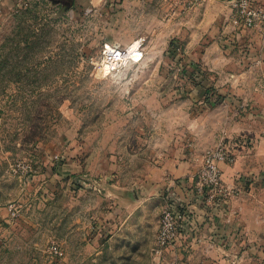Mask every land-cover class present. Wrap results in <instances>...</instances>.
Here are the masks:
<instances>
[{
	"label": "rangeland",
	"instance_id": "1",
	"mask_svg": "<svg viewBox=\"0 0 264 264\" xmlns=\"http://www.w3.org/2000/svg\"><path fill=\"white\" fill-rule=\"evenodd\" d=\"M227 1L0 0V207L18 213L0 264H264L260 241L251 243L256 253L235 255L212 239L202 253L176 252L179 239L159 249L155 221L159 228L162 208L178 203L162 197L158 216L152 211L138 232L121 231L115 213L100 244L87 248L92 211L99 219L108 211L106 186L154 181L170 158L198 170L221 140L252 139L245 131L213 135L214 109L226 98L215 86L239 71L218 27ZM138 42L137 65L96 72L104 45ZM232 84L239 89L241 80ZM231 97L235 118L254 122L250 97ZM52 244L60 259L48 253Z\"/></svg>",
	"mask_w": 264,
	"mask_h": 264
},
{
	"label": "crops",
	"instance_id": "2",
	"mask_svg": "<svg viewBox=\"0 0 264 264\" xmlns=\"http://www.w3.org/2000/svg\"><path fill=\"white\" fill-rule=\"evenodd\" d=\"M228 16L229 10L227 9L223 22L218 27L222 34L228 35L232 47L235 48L232 51V57L228 58L236 63L239 71L236 75L228 74L226 70L220 71V73L228 74L224 79L230 84L222 86L220 83L219 86L218 84L215 86L217 92L225 95L226 98L221 99L222 103L219 102L220 105L214 109L213 125L217 129L213 135L215 137L218 132L232 135L245 131L252 138L250 139L252 147L236 151L233 163L220 166L223 181L241 188L240 197L231 202L229 209L216 207L213 211L207 210L208 212L205 213L206 209L188 191L192 177L196 174L197 165L170 158L167 160L165 170L163 168L155 173L157 176L154 181L151 179L144 184L134 182L132 186H123L118 183L117 186L103 188L106 197L105 207L108 211L103 219H99L94 210L92 211V219L96 222L90 229L92 245L89 244L88 249L93 250L96 243L100 244L102 236L107 233L108 228L114 222L113 214L115 213L120 218L119 224L123 223L120 225L121 228L119 227L121 231L138 232L147 223V216L151 218L152 211L158 216V208L162 204L161 197L166 198L165 200L169 198V200L177 201L178 206L184 207L188 213L186 226L174 246L176 252L202 253L207 249V240L211 239L219 244V251L224 255H235L246 248L245 253L247 251L256 253L258 250H255L251 243L255 241H260V244L264 243V30L253 29L233 39L230 34L231 27L228 25ZM221 40L219 38L216 44L221 52L218 62L227 59L223 55L224 42ZM225 45L228 46L226 43ZM236 77L241 80L239 89L232 84V80ZM245 80H249L247 86L243 83ZM207 82L206 79L204 84ZM237 93L250 97L251 105L259 110L254 122L244 124L243 119L235 118L237 116L236 104L231 96ZM240 176L247 177L249 180L233 184L232 182ZM160 181L162 183L157 184ZM238 211L239 214L235 215ZM155 222L157 233L158 221ZM14 226L15 224L9 219L7 206L0 207V261L8 253L10 233ZM261 254V252L258 253L260 256ZM226 260L223 259L221 262H230Z\"/></svg>",
	"mask_w": 264,
	"mask_h": 264
},
{
	"label": "built area",
	"instance_id": "3",
	"mask_svg": "<svg viewBox=\"0 0 264 264\" xmlns=\"http://www.w3.org/2000/svg\"><path fill=\"white\" fill-rule=\"evenodd\" d=\"M107 0H104V2ZM226 8L229 10L228 25L231 27L232 38L253 29L264 30V0H228ZM237 39V38H236ZM118 47L104 45L100 59L92 62L96 72L102 76L118 73L127 65H137L141 60V44ZM252 142L248 138L240 139L236 143L221 140L219 144L207 150L201 158V164L196 172L195 186L190 184L188 191L198 199L202 205L211 210L229 206L242 193L237 185H229L223 181L221 165L233 163L237 148H250ZM209 209V210H210ZM9 219H17L18 213L14 205L7 206ZM188 216L178 203L165 205L160 214L159 228L156 235V244L159 249L174 244L186 226ZM52 258L60 259L62 252L59 246L52 244L48 248Z\"/></svg>",
	"mask_w": 264,
	"mask_h": 264
},
{
	"label": "trees",
	"instance_id": "4",
	"mask_svg": "<svg viewBox=\"0 0 264 264\" xmlns=\"http://www.w3.org/2000/svg\"><path fill=\"white\" fill-rule=\"evenodd\" d=\"M206 91H207V90H205V89L203 90L204 94H206Z\"/></svg>",
	"mask_w": 264,
	"mask_h": 264
},
{
	"label": "bare ground",
	"instance_id": "5",
	"mask_svg": "<svg viewBox=\"0 0 264 264\" xmlns=\"http://www.w3.org/2000/svg\"><path fill=\"white\" fill-rule=\"evenodd\" d=\"M132 48H134V46Z\"/></svg>",
	"mask_w": 264,
	"mask_h": 264
}]
</instances>
